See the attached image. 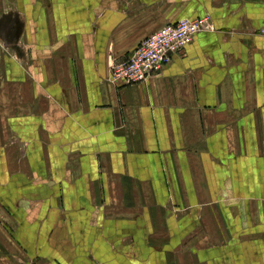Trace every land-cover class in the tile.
<instances>
[{"label": "crops", "instance_id": "1", "mask_svg": "<svg viewBox=\"0 0 264 264\" xmlns=\"http://www.w3.org/2000/svg\"><path fill=\"white\" fill-rule=\"evenodd\" d=\"M263 25L264 0H0V264H264Z\"/></svg>", "mask_w": 264, "mask_h": 264}, {"label": "built area", "instance_id": "2", "mask_svg": "<svg viewBox=\"0 0 264 264\" xmlns=\"http://www.w3.org/2000/svg\"><path fill=\"white\" fill-rule=\"evenodd\" d=\"M212 30L209 15L166 24L142 39L125 59L113 62L110 80L116 85L144 83L159 74L173 56L182 54L196 34ZM259 33L264 36V25Z\"/></svg>", "mask_w": 264, "mask_h": 264}]
</instances>
